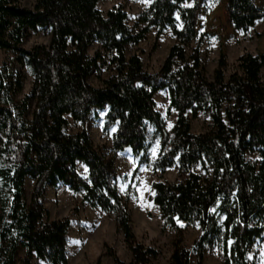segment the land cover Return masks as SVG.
I'll use <instances>...</instances> for the list:
<instances>
[{
    "label": "trees",
    "instance_id": "16d2710c",
    "mask_svg": "<svg viewBox=\"0 0 264 264\" xmlns=\"http://www.w3.org/2000/svg\"><path fill=\"white\" fill-rule=\"evenodd\" d=\"M99 0H0V50L13 57L0 66V264H18L35 256L49 264H68V217L42 222L41 199L47 186L61 183L83 202L112 214L130 251L129 263L112 255V264H152L158 251L139 243L132 232L126 203L115 184L113 158L95 148L88 122L95 110H106V126L115 125L114 152L130 149L148 163L147 131L160 141L154 171L177 166L186 177L177 182L154 181L152 201L162 228L176 231L169 264H188L179 222L196 223L199 235L191 245L201 264L208 247L217 246L222 264H248L247 253L264 237V54L244 52L226 77V57L219 53L212 79L201 66L197 36L198 0H152L139 16L134 32L121 7L103 15ZM192 2V5H185ZM232 26L245 31L263 17L252 0H226ZM169 28L174 43L157 73L143 69L139 55L126 57L152 28ZM49 30L47 45L21 46L27 30ZM100 45L93 56L88 49ZM102 52L114 73L99 87L89 77L100 72ZM15 62L33 77L30 95L18 98L21 82ZM166 90L176 112L167 130L156 109L155 92ZM34 100L30 111L29 100ZM207 112L211 127L190 132V117ZM67 116L78 123L68 132ZM258 152L259 160L246 159ZM87 171L81 175L78 165ZM198 167L201 173L193 170ZM137 171V167L134 172ZM204 173V175H202ZM32 189L26 199L24 182ZM231 241V243H229Z\"/></svg>",
    "mask_w": 264,
    "mask_h": 264
},
{
    "label": "rangeland",
    "instance_id": "374dc122",
    "mask_svg": "<svg viewBox=\"0 0 264 264\" xmlns=\"http://www.w3.org/2000/svg\"><path fill=\"white\" fill-rule=\"evenodd\" d=\"M152 0H99L97 9L105 15L113 7H121L125 11L126 23L137 32L142 24L138 21L139 16L147 9ZM226 0H198L197 11V36L186 49H191L199 41L201 66L208 79H212L213 70L216 67L219 53L226 57V77L232 71L236 58L244 52L252 55L264 54V0H252L263 12V17L257 20L247 30L235 29L225 9ZM21 5L33 8L35 0H20ZM185 5H192V2ZM49 30L38 28L36 31L27 30L21 46L31 49L38 45H47L49 42ZM174 43L170 29L166 28L160 33L152 27L143 39L137 43H129L126 46L125 54L140 56L142 66L148 73H157L167 56L169 48ZM100 50V45L93 42L89 49V55ZM13 57L6 51L0 50V66L9 58ZM102 64L98 74H92L88 82L92 86L99 87L102 80L114 73L113 67L109 64V56L102 52ZM15 73L21 82V89L17 97L22 98L30 95L33 77L25 67L15 62ZM264 80V69L261 70ZM153 98L156 109L161 113L167 130H170L175 122L176 112L168 106L166 90L162 89L154 93ZM30 111L34 107V100H29ZM106 110H95L88 122V131L98 153L103 158H113L115 167V184L119 194L124 199L131 220V229L137 241L144 246L153 247L158 251L152 264H169L172 251V243L176 237V231L171 228H162V219L158 208L152 201L154 181L177 182L184 179L186 173H179L177 166L167 168L164 172L154 171L152 163L158 156L160 141L153 136V129L147 131L148 163L140 162V155H132L130 149L122 152L112 150L111 137L115 125L106 126ZM190 117V132L194 134L204 133L211 127V119L207 112H199L197 116ZM66 129L68 132H76L79 129L78 123H74L69 116ZM246 159L258 161V152L246 154ZM137 167V171L134 172ZM78 171L85 175V168L79 164ZM194 172L201 173L196 167ZM204 175V173H202ZM32 189V181L25 179L24 190L26 199ZM44 207L42 222L53 219L68 217L70 225L68 228L67 256L68 264H112V255L115 254L120 260L129 263L131 254L127 248L122 233L117 229L112 214L101 211L98 208L90 207L82 201L80 193H74L67 186L58 183L55 186H47L41 199ZM182 235V244L188 249V264H195L194 253L191 252V245L199 235V227L196 223L185 224L179 222ZM18 264H49L47 261L32 256L28 262H23V250L18 253ZM248 264H264V237L256 239L247 253ZM201 264H222V256L217 246L208 247L205 251Z\"/></svg>",
    "mask_w": 264,
    "mask_h": 264
},
{
    "label": "snow or ice",
    "instance_id": "6c2138e0",
    "mask_svg": "<svg viewBox=\"0 0 264 264\" xmlns=\"http://www.w3.org/2000/svg\"><path fill=\"white\" fill-rule=\"evenodd\" d=\"M85 171H87V169H85ZM229 243H231V241H229Z\"/></svg>",
    "mask_w": 264,
    "mask_h": 264
}]
</instances>
